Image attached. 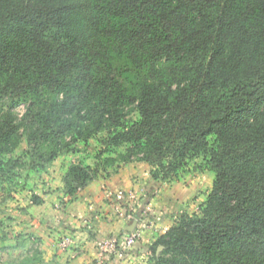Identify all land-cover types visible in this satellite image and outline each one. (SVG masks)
<instances>
[{"label": "trees", "instance_id": "obj_1", "mask_svg": "<svg viewBox=\"0 0 264 264\" xmlns=\"http://www.w3.org/2000/svg\"><path fill=\"white\" fill-rule=\"evenodd\" d=\"M98 134L161 180L214 173L155 264H264V0H0V158L25 136L43 167ZM97 176L70 164L64 188Z\"/></svg>", "mask_w": 264, "mask_h": 264}, {"label": "crops", "instance_id": "obj_2", "mask_svg": "<svg viewBox=\"0 0 264 264\" xmlns=\"http://www.w3.org/2000/svg\"><path fill=\"white\" fill-rule=\"evenodd\" d=\"M141 167L143 163H126L115 172L108 168L104 176L98 175L73 195L66 192L60 179L54 185L47 183L46 189L39 186L26 196L18 195L19 200L14 201L12 208L7 203L1 206L0 264H154L148 249L177 221L175 209L183 202L177 208L172 203L168 205L170 199L174 203L176 198L170 191L173 186L169 188L148 179L142 174L143 169L137 170ZM193 190H182L179 198L186 201L197 197ZM119 191L127 197L134 193V203L130 205L135 206L139 224L149 220L156 228L144 230L137 249L127 251L122 259L110 256L103 260L96 243L123 236L132 222L116 213ZM31 196L41 202L33 203ZM67 236L72 243L66 250H60L58 244Z\"/></svg>", "mask_w": 264, "mask_h": 264}, {"label": "rangeland", "instance_id": "obj_3", "mask_svg": "<svg viewBox=\"0 0 264 264\" xmlns=\"http://www.w3.org/2000/svg\"><path fill=\"white\" fill-rule=\"evenodd\" d=\"M25 108V105H21L14 110L18 119L25 111ZM136 119L137 115L132 114L127 116L126 121ZM104 136V134H98L85 144L82 142H71L73 146L69 150L59 155L52 163L43 165V167H41L42 163H39L33 157L28 141L23 136L19 146L12 153L3 155L0 158V211L3 210L1 206L6 203L12 208V205L15 204L14 201L19 200L20 196H26L27 192H31L39 186H41V189H46L47 183L57 184L60 179L64 178L70 164L80 163L83 166H88L94 173L101 176L107 173L108 168L112 172L121 168L123 164L128 162L126 160L124 162L121 157L126 152L128 145L110 148L104 143ZM67 141L70 142L71 140L67 139ZM213 142L214 139L210 137L209 145L213 146ZM106 160H115V162L112 165H106L108 164ZM142 169L144 170L142 174H145L148 179H152L155 172L159 179L157 181L161 182V185L169 188L173 186L170 191L176 194V198L174 203L170 199L168 205L172 203L173 208H177L180 205L179 203L183 202V205L175 209L177 210V219L184 213L189 215L199 213L201 207L199 202L205 199L206 195L211 191L214 180V173L208 168L207 158L205 157L188 159L180 163L179 169H176L171 177L166 180H161L163 171L159 168H153L143 163V167L137 170L142 171ZM133 170L138 172L136 169ZM140 182H143V180H140ZM189 188L194 189V195H197V197L195 196L186 201L181 200L179 197L184 193L183 191ZM132 194L135 195L134 193ZM7 212L10 213V211ZM150 258L154 260V257Z\"/></svg>", "mask_w": 264, "mask_h": 264}, {"label": "built area", "instance_id": "obj_4", "mask_svg": "<svg viewBox=\"0 0 264 264\" xmlns=\"http://www.w3.org/2000/svg\"><path fill=\"white\" fill-rule=\"evenodd\" d=\"M117 199L119 200V204L116 206V213L119 215L127 216L130 221H136L135 227L131 232H127L123 236L100 239L96 243V248L100 257L104 260L109 258L110 256H116L118 259H122L124 254L127 251H130L134 248L136 242H139L141 238V234L144 230H150L156 228L154 226V222L149 220L146 223L139 224L138 215L134 214L132 204L134 203V195L129 194L127 197L124 192L119 191L116 194ZM134 205V204H133ZM157 218L155 221H158ZM167 230V229H166ZM165 230V231H166ZM165 233V232H164ZM163 233V234H164ZM72 240L70 237H64L58 244L60 250H66L71 245Z\"/></svg>", "mask_w": 264, "mask_h": 264}, {"label": "water", "instance_id": "obj_5", "mask_svg": "<svg viewBox=\"0 0 264 264\" xmlns=\"http://www.w3.org/2000/svg\"><path fill=\"white\" fill-rule=\"evenodd\" d=\"M135 223H136L135 220L132 221L131 224H130L127 228H125V230H126L127 232H131V231L134 229V227H135ZM163 249H164L163 246H159V247L157 248V251H156V256H159L160 252H161Z\"/></svg>", "mask_w": 264, "mask_h": 264}]
</instances>
